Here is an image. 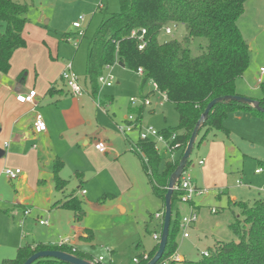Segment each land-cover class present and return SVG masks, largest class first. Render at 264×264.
I'll return each mask as SVG.
<instances>
[{
  "label": "rangeland",
  "instance_id": "1",
  "mask_svg": "<svg viewBox=\"0 0 264 264\" xmlns=\"http://www.w3.org/2000/svg\"><path fill=\"white\" fill-rule=\"evenodd\" d=\"M16 1L28 5L25 36H35L38 28L53 37L59 43V59L64 60L65 65L72 63L73 72L83 89L82 94L89 100L85 105V116L90 123L79 130L82 136L86 132L85 140L79 137L70 143L67 140L62 143L57 141L53 146L56 155L64 162L60 173V177L68 182L64 193L69 195L73 192L84 202L86 215L81 224L93 230V241L86 243L78 238L76 247L82 252H88L91 257H103L104 263L133 264L134 258L143 252H150L158 244L153 235L160 236L163 218L161 216L156 219L155 214H162L164 205L152 191L142 167L143 158L131 150V144L138 142L137 133L130 134L129 141L125 140L118 132L117 125H121L126 116L135 114L130 109H136L139 104L132 106L129 103L131 97L147 98L150 104L144 106L141 123L158 132L176 127L177 113L172 104L154 92L150 82L141 87V76L117 64L102 72L103 75L113 76L112 85L99 86V99L111 95L114 97L111 104L102 100L100 104L98 98L91 102L90 97L84 95L91 90L86 73L89 44L102 20L119 11L118 0ZM99 5L103 7L102 11ZM80 17L84 18V22L79 21ZM73 22H80V30L72 27ZM166 27L170 28L171 33L166 35L161 31L158 38L160 42L170 39L180 41L186 35L183 25L168 24ZM237 27L249 47V63L243 76L235 83L238 90L236 93L254 100L260 99L264 94V75L261 83L257 82L259 69L264 68V0H247L244 12L237 20ZM79 31L83 33L82 36ZM199 43L203 46L202 41L191 40L192 56L200 53V49H197ZM243 113L234 111L224 121L228 136L210 132L205 141L199 143L204 135L202 130L196 139L189 157L191 165L186 173L196 184L205 179V183H201L198 188L206 191V194L192 198L197 221L187 229L189 238L182 237L181 228L175 236V253L184 260L200 259L201 252L213 248L217 241L237 242L229 226L237 217H242L238 207L229 201L232 197L249 205L258 198H264V192L261 191L264 190V173L254 174L255 169L262 167L259 163H264V121L250 116L242 117ZM94 137L107 145L112 144L113 150L107 148L106 154L97 152L91 142ZM85 141L89 144L85 145ZM157 149L162 162L170 157L163 146L157 145ZM211 152L215 160L213 169L202 175V166L198 165V161L207 160ZM75 171L82 173V184L75 177ZM236 181L241 184L237 185ZM15 182L0 176V263L6 258H15L17 248L26 243L41 239L56 243L69 233L66 231L69 230L67 218L71 219L70 213H49L48 204L40 194L26 200L30 214L22 220L23 224L18 221L17 215L13 218L11 211H19L16 207L18 194ZM82 189L86 191L85 195L80 193ZM48 191L45 189L42 192ZM50 197L53 200L62 199V194L52 191ZM211 209L214 213H211ZM176 210L179 212V220L190 214L189 204L175 201L171 224L176 217ZM41 219L46 220L48 225H39ZM174 255L171 260L178 262Z\"/></svg>",
  "mask_w": 264,
  "mask_h": 264
},
{
  "label": "trees",
  "instance_id": "2",
  "mask_svg": "<svg viewBox=\"0 0 264 264\" xmlns=\"http://www.w3.org/2000/svg\"><path fill=\"white\" fill-rule=\"evenodd\" d=\"M247 0H118L119 11L102 20L87 51L86 73L90 95L96 98L99 85L97 79L106 67L121 63L136 72L141 68V87L146 82H154L167 102L172 104L178 116L177 126L160 131L165 139L174 135L170 145L180 144V156L173 160L168 157L161 161L150 141H138L137 146L147 159L142 167L149 179L152 191L164 205L167 183L170 174L178 165L182 152L189 140L191 132L206 105L213 99L222 96L239 95L235 83L248 67L249 47L237 27V20L244 12ZM99 8V7H98ZM103 10V7L101 11ZM28 5L16 0H0V74L6 75L10 70V61L16 50L25 48L24 38ZM168 24L183 25L186 35L182 40L170 39L160 42V33ZM146 32V45L143 50L137 49L136 40L130 37L134 30ZM67 35V34H65ZM68 38V36H66ZM203 43L197 47L199 54L191 55V40ZM65 40V39H64ZM24 73L19 75L23 78ZM63 86L66 84L61 80ZM53 88L49 89L52 95ZM62 92L63 90L60 89ZM56 91V90H54ZM57 92V91H56ZM55 92V93H56ZM264 110V94L256 99ZM143 106L136 111L143 112ZM249 113L264 121V111L259 112L247 105L230 102L217 104L209 112L208 117L198 135L204 130L199 143L205 141L210 132H220L228 136L224 121L234 111ZM191 165L188 160L186 169ZM264 167V163H259ZM63 167L57 159L53 165L54 188L64 192L67 182L59 177ZM150 171V172H149ZM181 192L173 190L172 206L179 201ZM83 202L75 193L66 195L60 208L71 211L75 222L84 216ZM193 202H190L192 205ZM240 211L242 219L237 217L229 228L237 242L217 241L209 249L207 256L196 261H174L171 257L176 252L175 236L180 229L176 210L173 224L170 222L167 244L162 258L157 264H264V199L254 200L252 205L245 202L233 203ZM173 214V212H172ZM163 218V213H162ZM172 218V217H171ZM162 226V225H161ZM93 235L87 232L86 242H91ZM25 244L18 248L16 257L4 259L0 264H23L34 253L44 250H58L76 256L79 259L93 262L89 253L68 246ZM74 249V250H73ZM158 244L148 253L147 259L140 254L136 264H146L155 254ZM32 264H67L51 258L38 259ZM102 264V263H97ZM106 264V263H103ZM134 264V263H133Z\"/></svg>",
  "mask_w": 264,
  "mask_h": 264
},
{
  "label": "crops",
  "instance_id": "3",
  "mask_svg": "<svg viewBox=\"0 0 264 264\" xmlns=\"http://www.w3.org/2000/svg\"><path fill=\"white\" fill-rule=\"evenodd\" d=\"M36 31L38 33H36L35 36L28 37L25 36L24 30L23 35L26 41L25 48L14 52L10 61L9 72L6 75L0 74V176H2L1 172L5 168L20 169L21 171L20 176L15 182L17 187L16 194H18L16 207L19 208V211L15 212V210H12L11 212H13V218L17 215L19 217L18 221L22 222V224V220L27 218V216L23 215V212L30 211L29 206L26 204V200H30V198L39 194L45 198V202L48 204V211H50L49 213H52L51 211H53L54 215L55 213H70L71 215V219L67 218L69 230L66 232H69L68 235L64 236V238L62 237V239L56 243L51 241L46 242L44 239H41L42 241L31 243L33 247L38 243L57 246L61 240L67 238L70 243L69 245L78 249L76 247V240L79 238L80 240L86 242L87 232H91L93 235V230L82 225L81 221L75 222L71 211L59 207L67 194L60 192L62 194V199L53 200L50 197L52 195V191L59 192L54 188L53 165L57 159L62 161V159L56 155L53 150V146L54 142L57 141L62 143L67 140V143H70L69 141L79 139V137H82L81 139L85 140V137L87 136L85 135L86 132L82 136L80 135L79 130L86 123L87 125L90 123L89 118H86L85 116V105L89 103L87 102L89 100H86L87 98H84L83 94L79 96L72 95L70 90L66 86L62 85L60 81V74L65 64L63 63L64 60L59 59V43L54 40L53 37L47 36L44 31H39L38 28H36ZM21 73H24V76L22 79H19L18 77ZM50 88H53L52 95H49ZM60 89L63 91L60 92ZM30 91H35L36 93L34 97L36 108H34L31 104H20L15 100L16 95L28 94ZM99 91L96 98L91 97L90 90H88L84 95L90 97L91 102L92 100H96L98 98L101 104L102 99H99ZM236 91L238 92L237 88ZM102 101L104 103L111 104L114 101V97L111 95H105ZM160 105H162V103ZM136 109L131 107L130 110L136 111ZM36 112L42 116L46 124V131L40 134L35 133L33 130V122ZM244 116L253 117L249 113H243L242 117ZM124 139L129 141V137ZM91 142L93 145L96 142L104 143L103 141H99V138L97 139L95 137L91 140ZM84 144L88 145L89 142L85 141ZM108 145L105 144V154L108 151L107 148H110L109 150L111 151L113 150L112 144L109 145L110 147H108ZM222 147L224 149L225 146L223 145ZM199 161L203 162L202 165H199L198 163L200 167L202 166V175L213 169L215 160L212 152L208 154L207 160L201 159ZM62 163L63 167L58 174L59 177L64 168V162L62 161ZM74 174L80 184H82V173L75 171ZM49 181L50 184L48 183ZM204 181L205 179H201L199 184L198 182L197 184H194L198 187ZM47 183L49 185H47ZM45 189L49 190L48 193L42 192ZM82 191L85 190L82 189L80 191L81 194ZM26 192L27 195L24 196V193ZM85 194L86 191L82 195ZM229 201H231L232 204L234 202H240L235 200L234 197H232ZM191 207L194 208V204H192ZM159 214L161 213H156L155 216ZM47 225L48 222L47 224L41 226ZM189 236L187 238H189ZM207 251L208 250H204L201 253ZM148 253L143 252L142 255H147ZM174 256L177 257V261L184 260L178 253H175Z\"/></svg>",
  "mask_w": 264,
  "mask_h": 264
},
{
  "label": "built area",
  "instance_id": "4",
  "mask_svg": "<svg viewBox=\"0 0 264 264\" xmlns=\"http://www.w3.org/2000/svg\"><path fill=\"white\" fill-rule=\"evenodd\" d=\"M99 9H102V6L99 5L98 6ZM80 22H84V18L80 17L79 18ZM80 22H73L72 23V27L75 30H80L81 25ZM162 31H164V33L166 35H169L171 33L170 28L168 27H164L162 29ZM79 35H83V33H81L79 31ZM146 32L144 29L142 30H134L131 32L130 37L134 40H136L137 42V49L138 50H143V48L146 45ZM108 69V67H106ZM136 73L139 76H142L143 72L141 70V68H138ZM264 75V68L261 67L259 69V78L257 80L258 84L261 83V78ZM60 78L61 80L66 84V87L70 90L71 94L74 96H79L82 94L83 89L81 88L79 82H78V78L75 75V73L73 72V67H72V63L68 62L63 70L61 71L60 74ZM112 81H113V76L111 74H107V75H100L97 79V83L100 87H110L112 85ZM154 92L160 94L163 98L164 101H167L166 98V94L162 93L159 88L157 87V85L154 82H150ZM35 91H30L28 94H18L15 96V100L16 102L20 103V104H31L32 106H34V108H36V104L34 103V97H35ZM129 103L132 106H135L136 104H139V106H148L150 103L147 100V98H140L137 99L135 97H131L129 99ZM97 106V105H96ZM97 108H100V106H97ZM33 130L35 133L40 134L46 131V124L42 118V116L36 112L35 117H34V122H33ZM117 130L119 133L122 134V136L124 138H128L130 134L132 133H137L138 135V141H147L150 140L154 145H155V150L156 152H158L157 149V145H161L163 146V148L170 154V159L173 160L175 159V155L177 154L176 150L178 151L180 148V144L176 143L173 145H170V142H172L174 140V135L168 140L165 139L164 136H162V134L158 131H156L155 129H153L152 127H147V126H143L141 123V117L138 114H130L128 116L125 117L124 121L121 123V125H117ZM94 147L97 151H99L100 153H105L106 151V146L104 143L102 142H96L94 144ZM131 150H135V152L139 153L141 155V157L143 158L142 161L145 163V165H147V159L144 157V155L142 154L141 150L139 149V147L137 146V144H132ZM199 165H202L203 162L199 161L198 162ZM150 172V171H149ZM264 173V167H258L257 169H255L254 174L259 175ZM21 174L20 169H11V168H5L4 170H2L1 175L4 176L8 181L12 182L14 180H16ZM237 185H240L241 183L236 181ZM174 190H178L181 192V196L179 197V202L184 203V204H189L190 206V214L186 217H183L180 221V228L183 230L182 236L183 238H187L188 232L187 229L197 221V215L194 213L193 208L190 205V202H192V198L194 196H201L203 194H206V191L202 190L201 188H198L193 182L192 179L187 175L186 170L183 171L176 187ZM262 192H264V190H261ZM85 191H82V194H84ZM264 199V198H263ZM212 213H214V210H211ZM29 211H24L23 215L24 216H28L29 215ZM162 214L156 215V219L161 218ZM22 223V222H20ZM40 225H44L47 224L46 221H39ZM153 239L158 243L159 242V236L157 235H153ZM69 240L67 238L61 240L57 246H68L71 247L69 245ZM74 250V249H73ZM203 256H207L208 252H203L202 253ZM143 259H147V256L144 255ZM175 260L177 259V257L174 258ZM138 262L137 258L133 259V263L136 264ZM94 264L97 263H104V259L103 257L99 256L98 258L93 260ZM106 264H112L110 263H106Z\"/></svg>",
  "mask_w": 264,
  "mask_h": 264
},
{
  "label": "water",
  "instance_id": "5",
  "mask_svg": "<svg viewBox=\"0 0 264 264\" xmlns=\"http://www.w3.org/2000/svg\"><path fill=\"white\" fill-rule=\"evenodd\" d=\"M119 66L123 67V64L118 63ZM230 102H236L239 104L247 105L250 108L257 110L259 112H263L264 110L260 107V103L258 100H254L251 98H247L240 95L234 96H222L211 100L203 112L201 113L199 119L197 120L189 140L182 152V156L179 159L178 165L175 170L170 174L167 183V192L164 196V212H163V221L161 227V233L159 236L158 249L153 255V257L146 264H157V262L162 258L169 234L170 222L172 217V193L175 189L183 171L186 169L189 157L194 148V144L198 137V133L204 123L207 120L208 114L210 110L217 104H228ZM51 258L58 261H62L67 264H94L91 261L79 259L76 256L58 250H44L34 253L30 256L23 264H32L34 261L38 259Z\"/></svg>",
  "mask_w": 264,
  "mask_h": 264
}]
</instances>
